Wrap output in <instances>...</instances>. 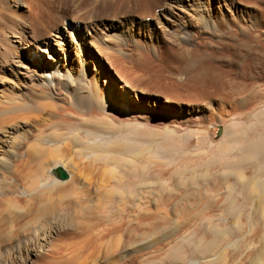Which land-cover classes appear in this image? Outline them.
<instances>
[{
	"label": "bare ground",
	"instance_id": "obj_1",
	"mask_svg": "<svg viewBox=\"0 0 264 264\" xmlns=\"http://www.w3.org/2000/svg\"><path fill=\"white\" fill-rule=\"evenodd\" d=\"M130 1L141 6L146 4V0L142 2L141 0H129V2ZM211 2V5H213L211 6V13L208 11V7L204 5V0H201V2L198 0V3L197 0H166L165 4L156 8H161L159 17L166 26H178L179 23V27L181 26L179 29L183 28L186 30V36L180 39L182 41H179V44L192 41L191 38L195 35L194 33L198 34L200 28L212 35L213 38H217V36L220 38H234L233 41L236 42L229 43V47L226 45L228 47V52L226 54L227 56L229 55L230 61L227 65L228 70H226L225 73L222 75H220L219 72L215 73L212 67L210 68L207 65L205 58L209 57L204 55L205 53L202 48H188L189 50L184 48L179 50L178 56L181 62L178 68H180V71L182 70V72L187 73L185 81L182 80L183 82H181L179 80L173 83L169 81V83H163L164 81L162 78L159 80L160 77H157V75L152 76L146 74V72H135L134 75L130 77L128 73L124 71L125 69L123 70L119 67L120 69H115L116 71L113 69L115 74H117V80L115 83L108 84V88L104 93L98 91L97 87L91 84L86 85L83 81L84 79L80 77V75H72L73 73L69 68L67 69L65 66H62L64 64L61 65V62L57 58H61L62 60L64 58V53L55 52V45L58 46L57 43L61 41L59 36L60 32L54 29V27H52L54 30L50 29V32L47 29L49 17L48 19L46 18L48 21H45L43 14L44 12L46 13L47 10L43 13L38 11L35 20H26L27 25L25 26H28V29L30 27L33 35L34 32L37 33L34 35V38L31 39L23 37L24 30L21 28L18 29V23L12 24L11 26L5 24L4 19L2 20L4 24L0 25V68L3 69L5 66L6 69L13 66L15 74L21 75L22 77L23 74L21 72L19 73L18 69L24 70V74H29L25 72L28 69L27 67H31L32 71L27 75L28 78L25 80L26 82H21L22 84L20 85V89L18 88V91L11 94L8 93L6 96L4 95L7 103L0 108V130L5 129L4 133L6 132L8 134H0V144L3 146L1 147L4 148L2 152L5 153L4 156H0V235H2L3 229H8V222L10 221L13 222L11 227H15L17 231L31 230V236H37L36 238L41 242H37V245L34 243L35 246L29 249V252L26 254L28 261L31 259V256L37 254L38 247H49L52 259L48 261V264H93L92 261L97 259L102 260V258L104 259L114 255H117L118 258L125 257L123 262L121 260L122 258L120 259L121 263L119 264H157V262L160 264L159 259L156 260L158 253L154 254L152 253L154 251L151 252V250H148L151 243L148 245L146 242L153 238L154 235L156 236L158 232L160 235L166 232L163 227V229H159L158 226L166 221L165 218L168 219V215L165 216V212L162 213L163 215H161L165 217L164 219L161 217L159 222L163 220V223L161 222V224L158 223L159 225H156V217L154 218L156 215L152 210V202L158 199L155 201L160 200L166 203L165 201L172 197V193L176 191V189L178 190L181 186L186 185L183 183H187L191 186L193 178L188 180V182H184L181 180V177H179L172 179L170 181L171 183L168 185L165 181L169 179V177L163 175L166 179L161 178V175L150 172L148 167L137 166L132 163L126 164V161L117 157L90 154V150L93 147L87 144L86 139L93 135V131L104 130L105 132L110 131L112 133L119 131V128L110 130L108 124L104 125L105 123L103 120L106 117L117 121L135 123L138 122L137 119H151L152 116L148 112L139 109V106L136 107L138 100L133 98V95H135L134 92L137 91L145 95L155 94L164 96L171 102L172 98L176 100L184 99L191 104L211 101L218 97L217 99L223 102L225 101L226 103L230 102L232 104L234 102V105L230 106H236V101L237 103H242L243 100H247L244 97L251 96L247 95V92L250 93L254 91L252 88L256 86L255 84L257 82L255 83L254 80V82H252V84L255 83L254 85L250 83V86L252 85V88L249 86L251 91H247V83H249L247 79L249 75L250 78H252L253 74L259 75L260 72L264 73V30L260 31V28L264 27V17H262L264 15L261 16L264 10L262 11L261 9L262 13L257 15L258 21L256 23L250 19H246V21L239 19L242 23L239 24L236 20V26H233L232 23L235 21V18L234 20L232 18L230 20L228 19V21H223V13L221 10H224V7H229V9L231 8L232 11H235L236 1L211 0ZM259 2L264 5V0H259ZM196 3L198 5H196ZM28 6L30 10H34L35 8L33 12H36L35 4L32 6L31 3H28ZM64 6L65 5L57 4L56 8L58 9L53 8L56 12L52 15L53 18L54 16L57 18L64 17L63 15L67 10V7L64 8ZM50 9L52 10V8ZM183 10H190L192 12V16L195 20L194 23L192 22L193 24L189 23L185 25L181 23L179 17L181 16L180 14L183 13ZM208 24H210L209 28L207 26ZM188 27H191V29H187ZM234 27H236V30ZM216 40L218 41V38ZM174 42L176 41L174 40ZM33 43L38 44L40 47L31 48L32 46L30 45ZM18 44L20 45V49H24V44L28 47L25 46L24 52L27 58L32 60L31 65L26 63L27 65L24 66V63L14 56ZM59 51L61 50L59 49ZM216 54H214V56ZM116 59L111 60L115 63ZM250 73H252V75ZM137 82L142 83V85L137 84ZM138 85L141 86L140 90L135 88ZM163 85H166L168 89ZM118 87L122 90V97L119 96L118 103H115L113 99L119 94L118 90H116ZM258 87L260 86H256L255 89ZM128 88L131 89L130 91H132V93L127 91ZM263 88H260L261 91L264 90ZM256 90L258 91L259 89ZM257 91H254L255 94ZM114 93H116V96H113ZM253 95L254 93L251 97H253ZM2 96L3 95H1V97ZM261 96L263 95L261 94ZM258 98L257 96L255 98L254 95L253 99L258 100ZM16 100H19V102ZM57 100L62 101V103H58ZM255 100L251 101L255 102ZM248 102L250 103V101H247L246 104H248ZM149 103H151V108L153 106L158 107L159 101L149 100L146 102L147 105ZM254 106H251V108ZM236 107H238V105ZM238 108L239 112H242L240 107ZM233 110L232 108L230 111ZM196 111L197 109L193 107L188 113ZM198 111H200V109H198ZM184 112H187V110L184 109ZM239 112L237 110L236 114ZM242 114L244 115V113ZM43 115H46V117H43ZM165 116L164 114V118ZM185 120L188 122L192 121V116L185 118ZM26 121L32 122L33 125H30L33 127L35 126L34 131L29 130L28 133H26V131L24 133L23 130H21V127H24L23 123ZM255 121L256 120H254V122ZM243 125L246 126V123H243ZM238 126L240 127V125ZM47 130L50 131L46 133L45 131ZM253 132L256 131L253 130ZM262 133L264 134V132ZM250 134L252 135V133ZM248 135L247 133V135L242 138L241 148H236L235 151L237 150L239 155L243 153L249 155V157L252 155L256 156L261 153L258 152L259 148L264 146V136L261 137L259 142L253 143L252 147L249 148V143H251L253 137ZM146 136L147 133L145 134V137ZM228 136L231 135L229 134ZM226 140L228 146H225L227 144L225 141L224 143L226 144H223L226 148H229L226 149L222 144V149H225H220L219 151L222 150V154H225L226 158L235 154L237 155V151L233 153L234 151L232 148L236 146L235 143L238 141L236 142L232 136ZM43 142H51V146L45 148L42 146ZM58 143H62V148L75 154L78 159L81 156L85 158L84 162H79L78 160L81 164L77 163L82 166L84 171V173H82V179L80 180L79 177L73 176L69 182L60 185H44L46 187L41 188V190L39 189V176L43 173V169L49 159L51 160V158L54 157L53 161H56L55 158L58 157V155L53 153L62 149L60 147L61 145L58 146ZM232 143H234V145ZM206 144L204 147L209 149V145ZM237 145L240 147L239 144ZM218 146H220V144ZM131 147V143L119 142L109 146V148L118 150L125 148L127 151H129ZM212 151H216L214 153L217 154V147ZM231 151H233V154L229 155ZM231 159L233 158L231 157ZM227 160L228 159L221 162L223 164H221V167L217 166V169H215L216 165H214L215 167L211 165L214 167V172L210 173L211 178L215 177V181L213 180L214 183L211 182L213 186L211 187L214 191L220 189V182L223 180V174L239 166L230 164L228 162L229 160ZM262 162L260 163L262 164ZM28 163H33V165H27ZM108 165H112V169L107 170L106 167ZM27 166H29L30 169ZM75 166L77 167L76 164ZM25 167H27L28 171ZM61 167L66 171L63 166ZM24 169L28 173L26 171L23 172ZM255 171L256 165L252 170L247 171L248 174L242 173V175H239L238 180L240 182L238 187H236L238 183H234L233 181L229 183L227 179L229 180L230 178L227 177L225 180L227 186L224 188V193H222L223 196L220 197V199H223L221 201H216L215 198L214 200L216 204L221 202L222 210L224 207L226 208V211L223 212L224 215H230L229 218H233L239 213L241 215V218H238L239 221L242 220V222H246L244 219H247L251 225L257 222L256 219L259 217L255 215L254 211L248 212L246 207L247 200L249 199L247 194L252 193V191L248 189V183L250 182L251 175L253 176ZM66 172L68 173V171ZM103 172L108 174V180L98 182L96 177L98 173L101 174ZM202 176L201 179L203 180L209 177L206 175V172L203 173ZM196 179L197 178L194 177V180ZM196 182L199 181H195V184ZM205 182L206 181L199 184L198 189H201V185L205 184ZM18 183L24 184V189L22 190L29 193L28 199L20 197L21 195L18 196L22 192L19 193L16 189ZM204 190H207V188ZM190 192L193 196L196 195L198 198L202 196V191L200 193V191L192 188L190 191H187V193ZM13 194L17 195L15 196V202H13V204H15V206L18 204L14 211L9 208V206L12 207L9 201L12 203L10 196ZM260 195L259 201H263L264 203V192H261ZM177 196L178 195L175 197L177 198ZM237 196L240 198L236 199ZM163 202L161 203V208L163 207ZM226 203L228 206L225 205ZM19 204H21V207ZM13 208L14 207L11 209ZM158 210L159 209H157V211ZM262 212H264V205ZM233 214L235 215L233 216ZM161 215H159V217ZM262 215H264V213ZM206 216L208 218L210 215L208 214ZM219 224L221 223H216V225ZM205 227L204 225L202 227L204 229H195L194 232L193 230L189 232V229H187V236L193 232L190 235L191 237L189 236L187 240H184L182 238L184 233H182L180 240L176 243L172 240L174 245L172 244L169 248V244L167 243V245L165 243L168 248L166 250L165 247L164 249L166 252L163 251L166 258L162 257L163 252L161 254L160 249H163V246L158 248L155 253L158 251L159 257H162L160 262L163 264H167L168 262L186 264L185 262L192 258L195 260L206 257L208 258L207 260L211 262L212 259L209 258V256H211L210 254L221 249L216 257V263L218 264L223 262L224 255L228 253L230 256L237 253L236 257H232L230 264H264V229H259L260 227L258 226V229H205ZM219 227L222 228V224ZM163 230L165 232L160 233V231ZM172 235H174V232ZM176 238L177 237H175L174 240H176ZM184 238H186V236ZM169 239L168 241L170 242L171 240ZM231 242H233V245L230 249ZM140 245H142V247ZM186 246H188L189 249H187ZM148 251H150V255ZM151 253L154 254V256ZM215 253L216 252H214V254ZM149 256H152V258L156 256V258L151 259ZM163 260L166 261V263H164ZM241 260L243 261L241 262ZM210 262L202 264H210Z\"/></svg>",
	"mask_w": 264,
	"mask_h": 264
},
{
	"label": "rangeland",
	"instance_id": "obj_2",
	"mask_svg": "<svg viewBox=\"0 0 264 264\" xmlns=\"http://www.w3.org/2000/svg\"><path fill=\"white\" fill-rule=\"evenodd\" d=\"M126 1L127 0H58V1L57 0H32V1L31 0H0V25L5 23L7 25L12 26V24L18 23L17 26L18 29L21 28L22 30H24L23 37L26 39L27 38L31 39L34 38V35H36L37 33L34 32L33 35V32L30 29V27L28 29V26H25L27 25L26 20H31V19L35 20L38 15V11H41L43 13L45 10H47L46 13L45 12L43 13L45 17V21L49 17L48 19L49 21L47 20L48 21L47 29L49 30V32L54 29H57V31L60 32L59 36L61 38V41L57 43L58 46L55 45L56 47L55 52L56 53L61 52V54L63 52L64 58L62 60L61 58H57V59L61 62V65L64 64L62 66H65L67 69L69 68L71 70V72L73 73L72 75L74 76L80 75V77L84 79L83 81L86 83V85L91 84L97 87V90L102 93L106 92V89L108 88V84L115 83V81L117 80V74H115L113 69L115 70L118 69L119 67L123 70L125 69L124 71H126L130 77L133 76L135 72L136 73L146 72V74H150L152 76L157 75V77H160L159 80H161L162 78V80L164 81L163 83L165 82L173 83V82H178L179 80L181 82H183L182 80L185 81L187 73L182 72V70L180 71V68H178L180 67L179 63L181 62L180 57L178 56L179 50L184 48L186 49L188 48L191 49L194 47L202 48L205 53L204 55H207L209 57V58H205V62L210 68L212 67V70L215 73L219 72V74L222 75L223 73H225L226 70H228L227 65L229 64L230 59H229V55L227 56L226 53L228 52L227 50V48L229 47L228 44L229 43L231 44L232 42L233 43L236 42L233 41L234 38L233 39L220 38L217 36L218 38L217 41L216 40L217 38L215 36H214L215 38H213L212 35L208 34L206 31L200 28L198 34L194 33L196 36L194 35L193 38H191L192 41L179 44L178 42L182 41L180 39H183L184 36H186V32H185L186 30L183 28L179 29L181 27V26L179 27L180 25L179 23L178 26H171V27L166 26L165 23L159 17L161 13V8H156L158 6L165 4L166 0H146L145 1L146 4H144L143 6L139 4H135L133 1L129 2L128 0L127 3ZM142 1L144 0H141V2ZM235 1H236L235 11H232L231 8L229 9V7L226 8L224 7V10H221L220 8V10L223 13L222 15L223 21L224 20L228 21V19L230 20L232 18L234 20L235 18L234 22L231 20L233 22L232 23L233 26H236L237 22H239V24L242 23V21H239V19L244 21H246V19H250L255 23L258 21L257 15H259V13L261 14L262 11L264 10L263 8L264 5H262L259 2V0H244V1L235 0ZM199 2H201V0H199ZM28 3H31L32 6L33 4H35L36 12H33L35 8L34 10H30ZM197 3L196 5H198ZM211 3H212L211 0L208 1L204 0V5L208 7V11H210V13L212 11L211 6H213L211 5ZM57 4L65 5L64 8L67 7V10L63 15L64 17L62 18L59 17L57 18L56 16H54L53 18L52 16L53 14L56 13L54 9H58L56 8ZM50 8H52V10ZM180 15L181 16L179 17V20L181 21L182 24L185 25L186 24L188 25L189 23L193 24L195 21L192 16L193 14L190 10H183V13H181ZM262 15H264V12L261 14V16ZM3 19H4V23L2 22ZM209 25L210 24L207 25L208 28ZM52 27H54V29H52ZM234 28L236 30V27ZM187 29H191V27H188ZM261 30L263 31L264 27L260 28V31ZM174 40L176 42H174ZM19 46L20 45L18 44V48H16V52L14 56L17 57V59H19L20 61H22V63H24V66L27 65L28 63L29 65H31L32 60L30 58H27L24 52L26 45L24 44V49H20ZM30 46H32L31 48L40 47L36 43H33ZM59 49L61 51H59ZM213 53L216 55L214 56ZM111 59L112 60L116 59L115 63ZM27 68L28 69L25 72L30 74L31 73L30 71H32L31 67H27ZM18 70L19 73L21 72L23 74V77L21 75L15 74V71L13 70V66H10V68L8 67L6 69L5 66L3 69L0 68V98H1L0 103L2 104V105L0 104L1 105L0 108L6 105L7 103L5 96L8 95V93L11 94L18 91V88L20 89V85L23 82H26L25 80H27L28 78L27 75L29 74H24L23 73L24 70L22 69H18ZM250 74L252 75V73ZM262 74L264 75V73L261 72L259 73V75L253 74V77L257 76L260 79L255 77L257 79L256 80L251 76L253 78L252 79L250 78V75L249 78L247 79L248 80L247 82H249L247 83L248 84L247 91L249 90L251 91L249 86L250 83L252 84V82H254V80L255 83L256 82L258 83V84L257 83L254 84L256 86H260L256 88L259 89L258 91L255 89L256 86L253 87L254 89L252 88V85L254 84H252L250 87L252 88V90L257 91L256 93L257 95L255 94L254 91H252L255 95V98L256 96L257 98L262 97L261 101L260 98H258V100L253 99L254 95L253 97H251L253 94L252 92H250L251 94L247 92V95H251V96L244 97L245 99H247L245 100L246 102L244 100L242 103L240 102L237 103V101L235 102V105L236 106L238 105V107H240L242 112H239L238 107L230 106V105H234V102L232 104L230 102L226 103L225 101L223 102L220 101V99H217L218 97H216L211 101H202L199 104H191L190 102L184 99L176 100L172 98V102H171L168 101V98L164 96H159L155 94L145 95L137 91L134 92L135 95H133V98L138 100L136 107L139 106L138 107L139 109H142L144 112H148L152 116L151 119H147V118L145 120L137 119L138 122L135 123V122L117 121L106 117L103 120L105 123L104 125L108 124L110 126V130H115L116 128H119V131L114 133L110 131L105 132L104 130L93 131L94 132L93 135H91L88 139H86L87 144L93 147L90 150V154H96V155L101 154L105 156L117 157L126 161V164L132 163L133 165L148 167L150 172H154V174L161 175L160 176L161 178L166 179L164 176L169 177V179H166L165 181V183H167L168 185L171 183L170 181L172 179H176L179 177H181V180L184 182H188V180L193 178V180L191 181L193 182L191 183V186L188 185L187 183H183L186 185L181 186V188L178 190L176 189V191L172 193L174 196L171 194L172 197L168 199L169 201L168 200L165 201L166 203L160 200L155 201L158 199L153 200L152 210L156 215L154 216V218L156 217L155 219L156 225L161 224V222L163 221L160 220L161 222H159V219L163 217L162 213L164 212H165L164 215L165 214H166L165 216L168 215L167 217L170 221L167 218H165L166 221L164 223L162 222L164 225L162 224L158 226L159 229H161L162 227L165 229L166 232L164 230L160 231V233L165 232L164 234L160 235L158 232L156 236L154 235L153 238L149 239L146 242L148 243V245H150V243L152 245V246L150 245L148 250H151V252L154 251L152 252L154 254L158 253L157 258L156 256L153 258L152 256L151 257L149 256L151 259H155V258L156 260L159 259V263L163 264L160 261L162 260V257L166 258L163 252L165 251V249L167 250L169 246L171 247L172 244L174 245V243L179 241L182 236V233H184L182 238L184 240H187L188 239L187 237H189L194 232L195 229L198 228L204 229L202 228L204 225L206 226L205 229L206 228L207 229H258L257 226L260 227L259 229L261 228L264 229V223H262L264 222V220H262L264 219V215H262L264 213L262 212L264 203L263 201H259L260 200L259 197L261 196L260 193L264 192L263 190L264 189V184H263L264 183V160H263L264 146L259 148L258 152L261 153H259L256 156L252 155L251 157L243 153L239 155L237 150H236L237 155L235 154L228 158H226L225 154H222V150L226 148L225 146H228V142L226 139L231 138V136L234 137L236 142L237 141L238 142L235 143L236 146L232 148L234 152L233 151L229 152V155L236 153L235 151L236 148L237 149L241 148L242 140H243L242 138L245 137L247 133L249 134L248 136L253 137L252 138L253 140L251 139V143H249L248 146L249 148L252 147L253 143L259 142L261 137L264 136V134L262 133L264 132L263 131L264 130V122H263L264 121V90H263L264 76ZM137 84L142 85V83L140 82H137ZM140 85H138L135 88L137 90H140L141 87ZM163 86H165L168 89L166 85ZM260 88H263L262 89L263 91H261ZM116 90H118L119 94L118 96H116V93L113 94V96H116L113 99V101L115 103H118L119 96L122 97V90L120 87H118ZM130 90H131L130 88L127 89L129 93H132V91ZM261 94L263 96H261ZM1 95L3 96L1 97ZM149 100H155L156 102L159 101L158 107L153 106L151 108V103L147 105L146 102ZM251 100H255V102ZM16 101L19 102V100ZM247 101H250V103L248 102V104H246ZM58 103H62V101H58ZM251 106L254 107L251 108ZM193 107H195L197 111L188 113L190 109H192ZM232 108L235 111L234 110L230 111L232 110ZM184 109L187 110V112H184ZM198 109H200V111H198ZM237 110L239 113L236 114ZM242 113H244V115ZM164 114L166 115L165 118H164ZM44 116L46 117V115H43V117ZM191 116H192V121L188 122L187 120H185V118H189ZM193 118H196L197 120ZM254 120L256 121L254 122ZM26 122L23 123L24 127L22 126L23 128L21 127V130H23L24 133L25 131L26 133H28L29 130L34 131L35 126L34 127L31 126L33 125L32 122L31 121L30 122L26 121ZM99 123L103 124L102 122ZM243 123L244 124L246 123V126L243 125ZM237 124L240 125V127ZM2 130L3 129L0 130V134L8 135L6 132L4 133L5 129L3 130V132ZM253 130L256 132H253ZM48 131L50 130H47L45 132L47 133ZM146 133L147 136L145 137ZM228 133L231 136H228L229 135ZM250 133H252V135ZM224 141L227 142V144L224 143ZM118 142L128 143V144L131 143L132 147L129 151L125 150V148L122 150L109 148L110 145H113L114 143H118ZM206 143L209 145L210 147L209 149L204 147ZM223 143L226 145L224 146ZM219 144L220 146H218ZM222 144L225 147L223 149H222L223 147ZM232 144L234 145V143ZM237 144H239L240 147H238ZM1 146L2 145L0 144V156H4L5 153L2 152V149L4 148H2L3 146L2 147ZM42 146L45 148H49L51 146V142H43ZM58 146L62 148V143L60 144L58 143ZM216 147L218 149L217 154L214 153L216 151L214 152L212 151ZM220 149L222 150L219 151ZM66 151L67 150L62 148L61 150L58 151L59 153L57 151L54 152L53 154L56 153L58 155V157L55 158L56 161L54 162L53 161L54 157H52L51 160L49 159L48 162H46L47 164L43 169V173L39 176L40 179L39 189L45 188L49 184H54V185L64 184L66 182H69L73 176L79 177L80 180L82 179V173H84V171L82 166L79 165L81 164L79 162L82 161L84 162L85 158L80 155L81 157H79L78 159V157H76L75 154L70 153V151L69 152L67 151L66 153ZM231 157L233 159H231ZM226 159L229 160L227 161L230 164H236L239 166H236V168L234 167L233 169H230L228 172H225L223 174V180L220 182L222 187V188L220 187L221 190L218 189L214 191L212 188L213 186L211 184L214 183L215 177L211 178L210 173L214 172V167H215L214 165H216L215 169H217V166L221 167V164H223L221 162L225 161ZM72 162L75 163L73 164ZM260 162H262V164ZM31 164L33 165V163L30 164L28 163L27 165L32 166ZM75 164L77 165V167L78 166L79 167L77 168ZM56 165H61L66 169V171H68L69 178L67 180L59 181L55 179L54 175L51 173V169ZM211 165H213L214 167ZM255 165H256V171L253 173V176L251 175L250 182L248 183V189L252 191V193L247 194V197L249 199L247 200L246 207L248 212L254 211L255 215H258L259 217L256 219L258 223L255 222L257 225L255 223H254L255 225L254 224L251 225L249 220L247 219H244L246 222L244 221L242 222V220L239 221L238 218H241V215L239 213H237L236 215L233 214V216L234 215L235 216L234 217L232 216L233 218L230 217L231 219L229 218L230 215L229 216L224 215L223 212L226 211V208L224 207V209L222 210L221 202L216 204L214 200L215 198L216 201H221L223 199V198L220 199V197L223 196L222 193H224V188L227 186V182L225 181L227 177L231 179V180L227 179L229 183L231 181H233L234 183H238L236 185V187H238L240 182L238 180L239 175H242V173L248 174L247 171L252 170V168H254ZM111 166L112 165H108L106 169L107 170L112 169ZM27 167L30 169L29 166ZM27 167L25 168L28 171ZM26 170L24 169L23 172H25ZM205 172L206 175L209 177L204 178L203 180L201 179V177H203L202 174ZM103 173L101 174L98 173L96 177V180L98 182H102L103 180H108V174L106 172ZM194 177H196L197 179L194 180ZM216 177H220V176H216ZM195 181H199V182H196L195 184ZM204 181H206L207 183L205 182V184L201 185V189L199 188L200 189L199 190L198 185L204 183ZM192 188L200 191V193L202 191L201 193L202 196L198 198L196 197V195L193 196L191 192L187 193V191H190ZM206 188L207 190H204ZM16 189L18 190L19 193L22 191L18 196L21 195L20 197L24 199L29 198V193L22 190L24 189V184L22 185L21 183H18L16 185ZM176 195H178L177 198L175 197ZM15 196L17 195L13 194L10 196L12 203L11 201L9 202L10 205L14 208L11 209L12 207L10 206L9 208L12 211H14V209L16 210V206H18V204L16 206L15 204H13V202H15L14 201ZM237 197L236 199L240 198L239 196ZM162 202L164 204H162L163 207L161 208ZM225 205L228 206L227 203ZM19 206L21 207V204H19ZM155 207L159 210L157 211ZM155 209L157 212L155 211ZM208 214L210 216L212 214V216L211 217L209 216L207 218L206 215ZM159 215L161 216L159 217ZM217 222L218 223L220 222L222 224V228L219 227L221 224L216 225ZM12 223L13 222L11 221L8 222V229H3V233L2 235H0L1 236L0 264H48V261L52 259V256L50 255L49 252V247H38L37 254L35 256H31V259L29 261L27 260L26 254L27 252H29V249L35 246L34 243H36L37 245V242L40 243L41 241L38 238H36L37 236L35 237L34 235L31 236L32 235L31 230L17 231L15 227L13 226L11 227ZM187 229H189V232L193 230L191 234H188L189 236H187ZM173 232L174 235H172ZM185 236L186 238H184ZM175 237H177L176 240H174ZM34 238L37 240H35ZM168 239L171 241L169 242ZM172 240L174 241V243H172L173 242ZM165 243L169 244V245L167 244L168 248L166 247ZM232 245L233 242H231L230 244L229 247L230 249ZM140 246L142 247V245ZM162 246L163 249L165 247L166 248L163 250L161 248ZM158 248H161L160 249L161 254L163 252L162 257L160 256L161 259L159 257V252L157 251L155 253V251ZM186 248L189 249L188 246H186ZM220 251L221 249H218L217 251H214L216 252L215 254L214 252L210 254L211 256H209V258L212 259L211 262L210 260H207L208 258L206 257V258H198L195 260L193 258L191 260L188 259L189 261H186L185 263L202 264L205 262H210V264H218L216 263V257L218 256ZM149 253L150 251H148V254ZM154 254L152 255L154 256ZM228 254L224 255L223 262H221L220 264H230L232 257L237 256V253H234L232 256ZM121 258H118L117 255H114L108 258H104V259L102 258V260L97 259L95 260L96 262L95 261L92 262L93 264H119L121 263L120 262L121 260L122 262L125 260L124 259L125 257H121ZM242 261L243 260H241V262ZM163 262L166 263V261L164 260ZM167 264H176V263L168 262Z\"/></svg>",
	"mask_w": 264,
	"mask_h": 264
},
{
	"label": "water",
	"instance_id": "obj_3",
	"mask_svg": "<svg viewBox=\"0 0 264 264\" xmlns=\"http://www.w3.org/2000/svg\"><path fill=\"white\" fill-rule=\"evenodd\" d=\"M51 173L57 180L64 181L68 179V173L61 166L53 167Z\"/></svg>",
	"mask_w": 264,
	"mask_h": 264
}]
</instances>
